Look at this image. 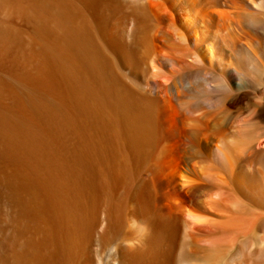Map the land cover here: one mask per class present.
Listing matches in <instances>:
<instances>
[{
    "label": "bare ground",
    "instance_id": "1",
    "mask_svg": "<svg viewBox=\"0 0 264 264\" xmlns=\"http://www.w3.org/2000/svg\"><path fill=\"white\" fill-rule=\"evenodd\" d=\"M0 264H264V0H0Z\"/></svg>",
    "mask_w": 264,
    "mask_h": 264
}]
</instances>
